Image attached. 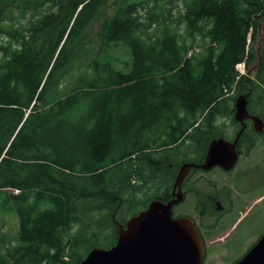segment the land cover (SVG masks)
I'll list each match as a JSON object with an SVG mask.
<instances>
[{"label": "trees", "instance_id": "16d2710c", "mask_svg": "<svg viewBox=\"0 0 264 264\" xmlns=\"http://www.w3.org/2000/svg\"><path fill=\"white\" fill-rule=\"evenodd\" d=\"M261 34L264 0H0V264L115 246L127 205L165 199L167 154L200 163L186 159L201 137L203 151L227 139L210 135L245 85L264 120ZM113 44L130 48L127 72ZM258 135L247 127L240 148Z\"/></svg>", "mask_w": 264, "mask_h": 264}, {"label": "rangeland", "instance_id": "374dc122", "mask_svg": "<svg viewBox=\"0 0 264 264\" xmlns=\"http://www.w3.org/2000/svg\"><path fill=\"white\" fill-rule=\"evenodd\" d=\"M101 21H97L94 25V31L100 28ZM264 41V35L257 37L255 49H258ZM109 52L114 57L113 66L116 70L127 72L132 64L131 50L127 46L110 45ZM258 60L252 65L250 73L244 65L238 66V70L242 75L249 78L255 76V67ZM249 86L245 85L244 89L237 95L249 94ZM232 93L226 94L224 99H231ZM227 115L229 114L226 113ZM216 126L213 129L210 137L221 135L227 138H233V125L226 124L218 118ZM259 144L254 148L246 150L239 158V162L232 171L224 172L213 170L209 173H198L201 180L205 181L203 186H199L193 196H189V201L176 208L177 214L188 215L196 222L199 220L201 206L203 202L199 201V197L208 190L210 186L213 188L212 193L221 198L222 204L225 207L221 211V219L217 223L221 224V228L216 230V223L205 217L200 224L202 233L209 236L207 239V259L204 264H231L245 255L247 251L259 240L264 233V134L258 135ZM207 138L201 137L197 148L190 150L193 155L186 160H200L203 155V150L206 146ZM197 150V151H196ZM184 160L179 159L178 151L167 154L166 169L170 163L179 167ZM174 166V167H175ZM207 185V188H206ZM154 194V196H156ZM152 195L145 196L142 199L149 201ZM198 206V210L195 207ZM141 208L130 209L129 205L124 210L127 215L125 219L134 216V213L141 212ZM214 211L210 208V213ZM7 226L3 232L13 240L17 231V221L15 216H7ZM119 222H122L120 216L117 217ZM77 228H73V233ZM88 250L86 247L85 251ZM67 260V258H65Z\"/></svg>", "mask_w": 264, "mask_h": 264}, {"label": "water", "instance_id": "95a60500", "mask_svg": "<svg viewBox=\"0 0 264 264\" xmlns=\"http://www.w3.org/2000/svg\"><path fill=\"white\" fill-rule=\"evenodd\" d=\"M236 122L251 119L257 133L264 132V121L249 114L248 95L236 100ZM245 127L233 141L213 139L205 160L201 164L187 163L181 167L175 188L180 187L192 169L209 172L218 167L229 172L236 167L239 154L237 146ZM178 199L164 203L151 202L147 209L131 217L125 224H118V241L104 249L95 247L80 264H204L205 247L195 222L190 217L173 218V208L182 202ZM218 211L223 207L220 202ZM221 206V208H220ZM235 264H264V234L249 252Z\"/></svg>", "mask_w": 264, "mask_h": 264}, {"label": "flooded vegetation", "instance_id": "af4514ba", "mask_svg": "<svg viewBox=\"0 0 264 264\" xmlns=\"http://www.w3.org/2000/svg\"><path fill=\"white\" fill-rule=\"evenodd\" d=\"M230 107H231V105H230ZM248 110H249V107H248ZM231 111H229L228 115L226 114L228 112H225V113H223L221 115L220 123L222 121V122H226V124H232L233 125L234 137L229 139V140L233 141L237 137L238 133L241 131V129L243 127V124L235 122V118H234L235 110H231ZM249 113H250V111H249ZM250 114L254 115L252 113H250ZM245 124H247L248 127H252L253 126V122H252L251 119L246 120ZM208 146H209V144H208ZM208 146H207V148H208ZM247 146H250V145L248 144ZM207 148L205 149V151H203L204 158H203V160L200 161L201 163L205 160L206 154L208 152ZM237 150H238V154H239V158H240L242 156V154L247 149L240 148V143H239L238 146H237ZM238 162H239V160H238ZM201 163H196V164H201ZM183 165H184V163L181 166L177 167V166H175V164L170 163L169 167L167 168V172H166V174L168 176L173 178V181H172V184H171V186H170V188L168 190V193L165 195V199L163 201L165 203H168V202H170L172 200H176V199H178L179 193L182 195V199H183L182 202H180L178 205L174 206V208H173V212H174L173 218H178V217H181V216L190 217L188 215L177 214L176 213V208L179 207L180 205L186 203L187 201H189V196H193L195 198V194H194L195 190L199 186H203L204 185L205 181L201 180L200 175L198 173H202V175L205 174V173H209V172H204L201 169H195L194 168V169L190 170L189 173L186 175L185 179L181 183V186L175 188V184H176L177 178L179 177V174H180V171H181V167ZM213 170H220L221 171L222 169L217 167V168H214ZM213 170H211V171H213ZM206 188H207V185H206ZM212 192H214V191H213V188L210 186V188L208 190L204 191V193L199 197V201L203 202V203H202V206H201V212H200V214H198L199 215L198 222H196L192 217H190L195 222L196 228L198 229V231H199V233L201 235V238H202V241H203V244H204V247H205V259H204V262L207 259V243H208L207 239L209 238V236H206V235H204L202 233V231L200 229V224L202 223V221H203V219L205 217H208L210 220H212L213 222L216 223V225H215L216 230L218 228H221V224L217 223L219 221L218 219H221V211H218L219 206L217 205V202L221 203V206L223 207V210L225 209V207L222 204L221 198L218 197L217 195H215ZM221 206H220V208H221ZM210 208H211V210L214 211L213 212L214 214L210 213ZM195 210L196 211L198 210V206L195 207ZM249 250L247 252H249ZM244 256L245 255H243L242 257H240L236 261L241 260ZM235 263H237V262H235ZM235 263H232V264H235Z\"/></svg>", "mask_w": 264, "mask_h": 264}]
</instances>
